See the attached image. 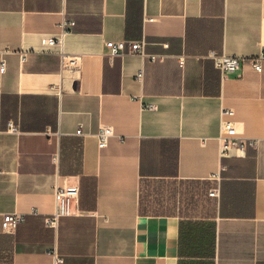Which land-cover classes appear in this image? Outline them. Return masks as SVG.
I'll return each mask as SVG.
<instances>
[{
	"label": "crops",
	"instance_id": "crops-1",
	"mask_svg": "<svg viewBox=\"0 0 264 264\" xmlns=\"http://www.w3.org/2000/svg\"><path fill=\"white\" fill-rule=\"evenodd\" d=\"M142 40L162 59L106 55ZM262 50L264 0H0V264H197L207 226L212 264H264ZM210 52L240 68L222 79ZM227 121L256 146L222 156ZM72 182L74 214L45 227Z\"/></svg>",
	"mask_w": 264,
	"mask_h": 264
},
{
	"label": "built area",
	"instance_id": "built-area-1",
	"mask_svg": "<svg viewBox=\"0 0 264 264\" xmlns=\"http://www.w3.org/2000/svg\"><path fill=\"white\" fill-rule=\"evenodd\" d=\"M43 45L53 46L55 44L61 45V38L44 37L41 40ZM145 42L142 41H114L106 42L104 47L106 49V55L109 58L120 57L125 53L133 54L137 53L142 57H146L150 62H155L162 59V56L146 55L144 53ZM208 57L214 62V66L219 70L221 78L224 79L228 75L235 73L241 65V58L233 56L218 55L214 52H210ZM264 60V50H262L256 57L250 60V64L254 71L257 73L261 72L260 61ZM182 64V62L180 61ZM4 64L1 63L0 72H3ZM136 79H142V71H138ZM228 117H231L233 113L228 110L226 112ZM10 130H14L13 126H10ZM223 134L220 137L222 156L228 154V152L235 148L238 152L244 150L246 146L255 147L256 140H244L236 137V131L234 124L230 121L224 123L222 127ZM76 134H81L80 130L76 131ZM113 135L112 128L110 126H103L100 128L97 134V145L98 148L102 149L107 146L109 138ZM78 198V186L72 182L64 184L62 186L56 185L54 192V210L53 212L44 219V225L47 228L56 230L60 218L70 216L74 214L72 210V204L76 202ZM23 221V216L20 214H5L2 218V231L6 234H12L17 225Z\"/></svg>",
	"mask_w": 264,
	"mask_h": 264
},
{
	"label": "rangeland",
	"instance_id": "rangeland-1",
	"mask_svg": "<svg viewBox=\"0 0 264 264\" xmlns=\"http://www.w3.org/2000/svg\"><path fill=\"white\" fill-rule=\"evenodd\" d=\"M202 242L204 244L203 250L199 247L200 252L194 253L195 257L198 258L196 262L197 264H212L213 263L214 239H213V229L211 226L205 227L204 237H203V240L201 241V244ZM190 254H192V252H190Z\"/></svg>",
	"mask_w": 264,
	"mask_h": 264
}]
</instances>
